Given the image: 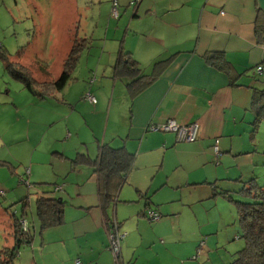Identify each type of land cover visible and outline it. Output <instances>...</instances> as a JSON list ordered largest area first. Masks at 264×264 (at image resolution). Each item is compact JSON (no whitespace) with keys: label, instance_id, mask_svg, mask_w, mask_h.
Masks as SVG:
<instances>
[{"label":"crops","instance_id":"obj_1","mask_svg":"<svg viewBox=\"0 0 264 264\" xmlns=\"http://www.w3.org/2000/svg\"><path fill=\"white\" fill-rule=\"evenodd\" d=\"M118 2L120 15L113 19L111 0H106V26L96 33L95 50H89L84 66H76L72 81L44 98L29 90L45 103L33 112L39 124L56 126L46 154L48 164L57 160L59 165L49 177L40 170H23L21 175L43 183L38 187L34 182V192L56 193L64 203L63 223L42 231L38 250L61 264L75 259L113 264L106 248L108 216L120 233L126 232L121 264H207L206 255L204 262L197 261L193 248L181 250L182 240L191 245L203 236L185 232V209L208 210L219 199L230 201L227 194L237 192L256 176L257 165L264 164V134L261 140V124L252 133L250 108L252 86L264 78V0H141L135 6L129 0ZM56 44L54 39L47 46L49 56L59 55L55 74L41 66L43 72L32 76L36 81L60 76L69 51L56 53ZM121 51L130 52L143 74L153 77L135 96L126 87L130 78L115 75ZM210 53L222 55L233 66L231 72L209 64ZM235 76L236 85L230 83ZM86 93L95 102L85 99ZM168 119L198 123V138L180 141L173 132L146 129ZM104 144L124 149L133 164L103 211L94 160ZM77 154L88 161L82 158L73 167L71 159ZM150 210L161 218L148 219L145 213ZM181 211L182 226L177 218Z\"/></svg>","mask_w":264,"mask_h":264},{"label":"rangeland","instance_id":"obj_2","mask_svg":"<svg viewBox=\"0 0 264 264\" xmlns=\"http://www.w3.org/2000/svg\"><path fill=\"white\" fill-rule=\"evenodd\" d=\"M105 4L106 0H0L2 51L9 55L12 66L19 67V70L22 61L31 76L37 75L38 70L43 72L41 66L54 75L59 55L49 56V42L57 40L58 54L62 49L70 52L74 45L73 36L76 35L89 40L90 48L80 53L76 65L84 66L89 50H95L96 33H101L106 26L105 21L102 22ZM23 85L24 81L15 77L0 58V162L9 165L0 164V250L13 246L14 222L20 224L24 218L28 235L33 240L19 246L13 264H61L55 256L44 252L40 254L38 250L43 231L36 213V197L40 193L34 192L32 186L34 182V186L38 187L43 183H38L34 178L26 180L21 175L23 170L26 174L30 170H40L47 172L46 176L49 177L53 166L58 167L57 160L48 164L46 154L48 142L56 133V126L46 128L39 124L33 112L38 113L37 110L44 108L45 103L35 100ZM260 131L259 138L262 140L264 124H261ZM260 165H257L259 169L255 171V177L260 185H264V164ZM238 187L239 184L234 187L235 191ZM55 194V197H59ZM231 196L234 199H246L238 191L231 192ZM219 201L217 206L213 205L208 210L198 206L185 209L183 214L187 218L185 232L203 236L191 242V245L190 241L182 240V248H179L183 250L185 246L184 251L193 248L192 254L198 256L197 261L201 259L204 262L206 255L207 264H228L234 259L236 251L244 246V239L239 237L235 204L227 199ZM177 218L182 226V211ZM31 243L37 244V247L32 249ZM191 259L195 258L189 256L188 260Z\"/></svg>","mask_w":264,"mask_h":264},{"label":"trees","instance_id":"obj_3","mask_svg":"<svg viewBox=\"0 0 264 264\" xmlns=\"http://www.w3.org/2000/svg\"><path fill=\"white\" fill-rule=\"evenodd\" d=\"M73 38L74 45L63 62L60 76L50 82L36 81L24 66H21L20 70L17 66L13 67V62L10 60L9 55L4 50L2 51V46H0V58L15 77H19L24 81L23 86L26 89L34 91L38 97L44 98L60 91L73 80L72 73L76 68L79 55L89 45V40L86 37L78 38L75 35ZM207 58L209 64L220 70H225L227 73L233 69V66L222 55L210 53ZM261 68L262 65L257 66V70ZM115 75L122 76L121 78H130V82L126 84V87L132 96L137 95L146 88L153 79V77L149 78V75L145 76L143 74L138 62L127 51L120 52L115 65ZM237 77L235 76L230 83L236 85ZM258 81L262 85H258V82L256 86H252L253 93L250 103V108L254 113L252 133L256 131L260 124H264V78H259ZM82 158L88 161L82 154H77V157L71 159L73 167L81 162ZM0 164L6 165L7 163L2 161ZM132 164L133 156L124 149L113 148L106 144L99 148L94 165H96L98 176L100 206L103 211L108 209L120 186L125 182L126 176L132 169ZM223 193L227 194L225 191ZM238 193L245 195L246 199H234L230 194H227V197L236 206L238 232L239 237L244 239V246L236 251L234 259L228 264H264V185H260L257 178L252 177L240 187ZM63 211L64 203L59 197L51 196L48 192H42L36 197V213L43 231L61 225L63 223ZM112 222L108 216H105L104 223L107 228V235L111 230ZM13 227L14 244L0 250V264H13L19 246L23 243H29L32 239V236L28 235V231L22 228L21 220L20 224L14 222ZM106 248L108 249V243Z\"/></svg>","mask_w":264,"mask_h":264},{"label":"built area","instance_id":"obj_4","mask_svg":"<svg viewBox=\"0 0 264 264\" xmlns=\"http://www.w3.org/2000/svg\"><path fill=\"white\" fill-rule=\"evenodd\" d=\"M140 1L141 0H129V4L135 6V4H137ZM119 15H120V11H119L118 0H111L110 18L118 19ZM84 98L89 101L95 102V97L90 93H86ZM146 129L151 131L173 132L176 135L177 140L192 142L198 138L199 124L193 122L191 124L182 125L176 122L174 119H168L161 124H154V123L148 124ZM57 188L59 189L60 187ZM145 215L150 220H158L161 217L160 213L154 210L147 211ZM24 223L25 221L21 220L22 228L24 230H27L26 224L24 225ZM124 235L125 234L119 232L118 224L116 222H112L111 230L108 234V250L111 252L113 256V264H121L120 249H121V240ZM73 264H82V263L78 259H76Z\"/></svg>","mask_w":264,"mask_h":264}]
</instances>
